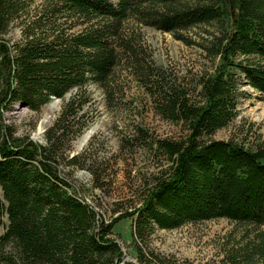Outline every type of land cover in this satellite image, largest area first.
<instances>
[{
    "label": "trees",
    "instance_id": "16d2710c",
    "mask_svg": "<svg viewBox=\"0 0 264 264\" xmlns=\"http://www.w3.org/2000/svg\"><path fill=\"white\" fill-rule=\"evenodd\" d=\"M38 1L43 15L24 21L22 39L10 45L9 26L34 0H0V264H127L112 232L127 220L138 264H176L150 252L155 229L226 220L257 228L264 245V145L250 151L210 141L237 120L242 87L264 97V0ZM130 20L178 41L184 32L210 28L217 37L208 52L219 60L200 81L199 104L177 90L157 93L159 114L183 122L187 138L156 143L168 172L154 179L140 207L106 224L65 173L77 165L67 157L68 138L84 128L74 130L71 120L89 103L87 87L107 92ZM75 29L81 31L69 34ZM73 91L45 147L17 139L2 124L17 105L39 113Z\"/></svg>",
    "mask_w": 264,
    "mask_h": 264
},
{
    "label": "rangeland",
    "instance_id": "374dc122",
    "mask_svg": "<svg viewBox=\"0 0 264 264\" xmlns=\"http://www.w3.org/2000/svg\"><path fill=\"white\" fill-rule=\"evenodd\" d=\"M44 9L42 2L34 0L22 19L9 26L5 40L10 45L18 43L25 27L23 22L38 19ZM70 26L66 24L61 30ZM78 31L81 29L69 34ZM180 36L182 41L128 21L121 31L122 47L116 49L118 64L107 92L90 84L88 105L71 120L75 123L74 130L78 129L77 124L84 128L80 134L68 138L67 157L76 160L77 165L65 173L106 224L140 207L154 179L168 172L167 158L157 150L156 143H181L187 138L183 122L171 123L159 114L162 101L157 93L177 90L192 103L199 104L200 81L212 75L217 66L219 58H213L208 52L217 37L212 29L201 27ZM242 92L245 96L240 100L237 120L217 132L210 141L233 142L257 151L264 145V97L248 86L242 87ZM76 94L73 91L61 101H52L39 113L17 105L2 117V124L17 139L27 137L45 147L47 131ZM50 107L57 108L51 115ZM46 118L47 125L37 137ZM91 130L94 134L86 146L78 150L79 142ZM1 221L5 224L6 218ZM112 232L122 246L123 262L138 264L131 246L132 221L120 222ZM260 234L252 226L217 220L174 231L155 229L148 247L156 257L176 264H246L243 256L250 264H264Z\"/></svg>",
    "mask_w": 264,
    "mask_h": 264
},
{
    "label": "bare ground",
    "instance_id": "6f19581e",
    "mask_svg": "<svg viewBox=\"0 0 264 264\" xmlns=\"http://www.w3.org/2000/svg\"><path fill=\"white\" fill-rule=\"evenodd\" d=\"M57 110V108L55 107H50L49 109H48V112L50 111V114L49 115H51L53 112H54V110ZM48 117V116H47ZM47 120H48V118H46V121L45 122H43L42 123V125H41V127L39 128V132H38V136L37 137H40L41 135H42V133H43V129H44V127L47 125ZM95 130V129H94ZM94 134V132H93V130H91L90 132H88L82 139H81V141L79 142V144H78V146H77V149L78 150H81V149H83L85 146H86V144L88 143V141H89V139L92 137V135Z\"/></svg>",
    "mask_w": 264,
    "mask_h": 264
},
{
    "label": "water",
    "instance_id": "95a60500",
    "mask_svg": "<svg viewBox=\"0 0 264 264\" xmlns=\"http://www.w3.org/2000/svg\"><path fill=\"white\" fill-rule=\"evenodd\" d=\"M52 101H55V102H57V100H52Z\"/></svg>",
    "mask_w": 264,
    "mask_h": 264
}]
</instances>
